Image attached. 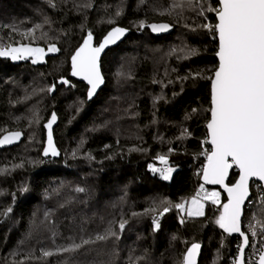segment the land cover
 <instances>
[{
	"label": "trees",
	"instance_id": "obj_1",
	"mask_svg": "<svg viewBox=\"0 0 264 264\" xmlns=\"http://www.w3.org/2000/svg\"><path fill=\"white\" fill-rule=\"evenodd\" d=\"M148 1L52 0L53 7L49 0H0V47L28 43L44 49L42 58L0 57V137L8 131L25 135L20 144L0 148V264H183L193 243L203 247L199 264H210L216 254L217 264L236 260L240 237L216 223L227 194L202 178L204 152L211 148L205 143L206 123L218 40L201 25L216 23L215 12L207 9L218 7V0H193L191 7L183 0ZM201 8L204 15L197 14ZM159 22L170 23L173 31L153 33L149 25ZM36 25L35 38L22 35ZM116 26L130 33L103 56L106 83L89 101L88 86L71 76L70 58L89 31L99 43ZM50 45L59 51L48 52ZM152 49L158 50V60L147 53ZM134 52L123 77L129 97L114 112L118 73L124 57ZM26 91L34 96L31 102L41 100L35 119L38 143L17 159L31 130L22 116L29 111ZM52 112L58 116L59 158L42 155ZM131 120L136 129L128 133ZM158 155L174 167L168 180L149 168L162 164ZM238 175L234 169L228 183ZM201 185L219 189L221 202L208 203L203 216H186L175 205L196 195ZM84 206L94 211L90 220L79 214ZM165 207L170 210L163 212ZM249 221L264 227V192L258 182L252 183L245 206V233ZM120 222H125L123 231ZM109 226L116 235L96 240ZM82 239L93 242L70 253L59 251ZM45 251L53 255L44 256Z\"/></svg>",
	"mask_w": 264,
	"mask_h": 264
},
{
	"label": "snow or ice",
	"instance_id": "obj_2",
	"mask_svg": "<svg viewBox=\"0 0 264 264\" xmlns=\"http://www.w3.org/2000/svg\"><path fill=\"white\" fill-rule=\"evenodd\" d=\"M49 3L55 7L52 0ZM189 7L193 0H183ZM182 6V5H181ZM205 9L201 8L198 15H204ZM214 11L216 23H206L201 27L206 28L218 40V66L213 70L211 80L210 119L206 123L209 137L205 143H210L211 148L204 152L206 163L202 167L203 180L205 183L220 185L228 194V202L222 205V211L216 223L226 233H239L243 237V245L239 248V264L244 262V246L249 245V236L241 231L240 217L242 205L249 195V180L252 177L264 181V0H218V7L208 8ZM143 26V22H141ZM153 31H164L169 28L167 24L159 26L149 25ZM35 28L27 30L22 35L35 38ZM15 30V29H13ZM125 29L113 28L104 37L98 46H93V34L87 33L83 44L71 57L72 75L79 76L87 81L90 88L88 98L90 99L97 88L103 84L100 72L99 58L106 46L115 43L124 35ZM48 52L59 51L55 45L48 47ZM43 48H32L28 45L19 47H0V57L10 56L13 60L26 59L36 55L42 58ZM33 63L37 60L33 59ZM62 83L67 84V80ZM53 86L49 91L54 90ZM57 119L56 114L51 115V120L46 125L49 129L48 147L44 155L49 152L56 156L59 153L52 145L51 128ZM20 132L11 133L0 139V144L12 143L20 137ZM135 150V149H134ZM172 149H169L171 152ZM162 164L168 165L166 156L156 157ZM239 170V179L231 186L225 181L232 168ZM153 172H158L164 180L170 179L171 167L156 168L149 165ZM203 190V185H201ZM79 191H84L79 189ZM212 204L219 203L220 193L207 194ZM199 193L192 198L195 211L189 209V216H203L204 205L199 202ZM175 207L184 210V203L176 204ZM170 209L165 207L163 212ZM11 211V209H9ZM146 212L148 210H145ZM163 213H161L162 215ZM136 215V213H133ZM158 228L159 224L155 222ZM125 222L119 223V229L123 231ZM264 232V227L261 228ZM109 226L105 235H97L96 240H105L108 236H115ZM251 235L256 236L255 227L251 229ZM91 240H83L81 243H72L61 248V252H73L84 245L92 243ZM200 248L199 244H193L185 256V264H195V256ZM44 256L53 255L52 252H43ZM236 264V261L233 262ZM258 264H264V250L260 251Z\"/></svg>",
	"mask_w": 264,
	"mask_h": 264
},
{
	"label": "rangeland",
	"instance_id": "obj_3",
	"mask_svg": "<svg viewBox=\"0 0 264 264\" xmlns=\"http://www.w3.org/2000/svg\"><path fill=\"white\" fill-rule=\"evenodd\" d=\"M150 1V2H149ZM148 2H149V4L151 5L154 1H159V0H149ZM146 3V2H145ZM158 3H160V2H158ZM157 6H159V4H156ZM122 8H118L117 10H119V11H116V12H118V13H120L122 10H121ZM107 22H111L110 20H107ZM135 51H137V49H135ZM158 50H155V53L153 52V49L152 50H148L147 51V53H149V55H152V52L154 53V56L155 57H158V58H156L155 60H158L159 59V57H160V54L158 55V52H157ZM159 52H165V51H159ZM146 53V52H145ZM157 53V55H155ZM137 54H136V52H134L133 53V55H130V56H125L124 57V59H123V69H120L119 70V75H120V77H122V78H120V79H117V81H118V84H117V86H116V94L117 95H115V100H116V103L117 104H114V107L112 108V109H114L115 111L114 112H118L121 108H122V101H124V100H126L127 99V97H129V95H128V89H127V86L125 85L126 84V82H125V78H123V77H125V74L124 73H126L125 71H128V67H130V63H132L133 62V56H136ZM163 55H166V54H162V56ZM153 56V55H152ZM156 62V61H155ZM157 63V62H156ZM127 74V73H126ZM14 81H16L17 82V84H15V85H17V86H19V87H22V86H20V81L21 80H18V79H16V78H14L13 79ZM28 87H31V86H27V88ZM26 88V87H25ZM28 90H30V88L28 89ZM34 96L33 95H31L30 94V91H26L25 92V100L26 99H28V100H26V102H28L27 104L29 105V111H27V113H23V115L22 116H24L25 117V120L26 119H29V124H30V135H29V142H28V144H27V146L24 148V150H22V152H21V150L19 151V158H17V159H21V157H20V155L21 156H23V155H26V154H28V152H29V149H30V145H36V143H38V141H37V137H36V127H37V121L35 120V119H38L39 118V115H40V113H41V111L42 110H40L41 109V106H40V102H41V100H40V98H38V99H36V100H34V102H33V100H32V102H31V100H29V99H34L33 98ZM26 102H25V104H26ZM121 104V105H120ZM27 105V106H28ZM39 106V107H38ZM75 106V104L73 105V107ZM113 112V111H112ZM126 119H130V118H126ZM110 121H112V120H108V123L110 122ZM135 124L133 123V121L131 120V121H129V122H127V124H126V129H128V133H132L133 132V130L134 129H136L135 128V126H134ZM71 140H74V138L72 137L71 138ZM70 140V141H71ZM21 152V153H20ZM18 155V154H17ZM27 157H30V155H28ZM31 158V157H30ZM161 163V162H160ZM164 164H160V165H157L156 166V168H163V167H166V165H164ZM168 167V166H167ZM172 169L174 168V167H171ZM171 175H172V172H171ZM171 175H170V178H171ZM212 192H218V193H220V198H219V203L221 202V191L219 190V189H216V188H212V189H210V188H208V187H206V186H203V190H201V186L198 188V192L197 193H199V197H198V199H199V202L201 203V204H203L204 205V212H205V209H206V206H207V204L208 203H211L212 204V202H211V199L210 198H208V196H207V194H209V193H212ZM197 196V194L196 195H194L193 197H196ZM193 197H191V198H188V199H185V200H183L182 202H180V203H184V205H185V207H184V210L182 211L181 210V212L182 213H184L186 216H189L188 215V210L189 209H191V210H193V211H195V206H193L192 205V203H191V201H192V198ZM219 203H217V204H215V205H218ZM77 204H74V210L75 209H77ZM88 208V206H84V208H82V209H80V210H78L79 211V214H80V216L82 217V219L84 220V221H86V217H88V219L90 220L91 219V217H90V214H93L94 213V211H93V209L90 211V212H87V211H85V209H87ZM71 212H75V211H72L71 209H67V211H66V213H71ZM82 214V215H81ZM251 220V219H250ZM256 221H259L257 218L255 219ZM92 224V222H90V225ZM254 224H256V222H253V223H251L250 221L247 223V226H248V229H252V227H255L257 230H258V232L261 230V226L259 225V224H256L257 225V227H256V225H254ZM33 229H35V226L33 227ZM260 233H262L261 231H260ZM34 236H36V233H34V230L33 231H31V238L32 237H34ZM50 245L52 246L53 245V242L52 243H50ZM255 246V245H254ZM55 249V248H54ZM54 249H52V250H54ZM253 250H254V248H252ZM220 260V256H219V254H216L215 256H214V258L211 260V262H210V264H217L218 263V261ZM38 264V263H37ZM127 264H137V263H134V262H128Z\"/></svg>",
	"mask_w": 264,
	"mask_h": 264
},
{
	"label": "water",
	"instance_id": "obj_4",
	"mask_svg": "<svg viewBox=\"0 0 264 264\" xmlns=\"http://www.w3.org/2000/svg\"><path fill=\"white\" fill-rule=\"evenodd\" d=\"M161 24H167V25H169V28H168L167 30H164V31H153V33H155V34H157V35L169 34V33L172 32L173 29H174L173 25H171V24L168 23V22H159V23H156L155 25L159 26V25H161ZM116 27L123 28V29H125L126 31H125L124 35L121 36V37H120L115 43L106 46L105 49L103 50V52H101V54H100V58H99V66H100V72H101V75H102V77H103V81H104V82H103V84H101V85L97 88V90H96V92L94 93V95H93L90 99L88 98L89 101L92 100V99H94V98L97 96V94L99 93V91L104 87V85H105V83H106V79H105L104 74H103V72H102V65H101V60H102L103 56L106 54V52H107L109 49H111V48L117 46L119 43H121V42L126 38V36L130 33V29H128V28L121 27V26H116ZM116 27H114V28H116ZM112 29H113V28H112ZM112 29H111V30H112ZM111 30H109V31H111ZM109 31H108V32H109ZM108 32H107V34H108ZM107 34H106V35H107ZM106 35H105V36H106ZM105 36H103V38L101 39L100 42L103 41V39H104ZM86 37H87V36H86ZM86 37H85L84 39H86ZM83 42H84V40H83L82 43L79 45V47L83 44ZM100 42H99V43H100ZM92 43H93V46H98V45H99V43H96V39H95L94 36H93V41H92ZM20 45H22V44L16 45V46H14V47H19ZM23 45H28L29 47L37 48L36 46H34V45H32V44H28V43L23 44ZM79 47H78V48H79ZM40 48H42V47H40ZM78 48H77V49H78ZM77 49H76V50H77ZM76 50H75V52H76ZM75 52L72 54V56L75 54ZM72 56H71V57H72ZM3 57H10V56H3ZM30 58H37V56H36V55H32V56H29V57L26 58V59H30ZM217 59H218V57H217ZM70 63H71V58H70ZM71 76H72V78H74V79H76V80H78V81H82V82H84V83L88 86V90H89L90 85H88L87 81L83 80V79H82L81 77H79V76H73V75H72V63H71ZM88 90H87V93H88ZM87 97H88V95H87ZM53 113L56 114V112H52V114H53ZM52 114H51V115H52ZM51 115H50L49 119L47 120V122L45 123L46 139H45V145H44V149H43L42 155H43L44 157H54V158H59L60 155H61V151H60L59 147L57 146V143H56V140H55V136H54V128H55L56 125L58 124V116H57V114H56V117H57L56 121L52 123L51 135H52V145L55 147V149L57 150V152H58L59 154L56 155V156H53V155H51V152H49V154H48L47 156L44 155V150H45V148L48 147V133H49V129L46 127V125H47V124L49 123V121L51 120ZM207 131H208V130H207ZM15 132H20V133H21L20 137H19L18 139L13 140L12 143L0 144V148L12 147V146L18 145V144H20V143L22 142V140H23L24 137H25V135H24V133H23L22 131H8V132L4 133V134L0 137V139H3L5 136H8L9 134H11V133H15ZM208 139H209V137H208ZM209 145H210V143H209ZM210 147H211V145H210ZM234 169H236V168L234 167V168H232V169L229 170V176H228L227 180L225 181V183L229 184L228 181H229V179H230V175H231V173H232V171H233ZM237 170H238V169H237ZM238 171H239V170H238ZM202 178H203V173H202ZM238 179H239V175H238L236 181H237ZM236 181H235V182H236ZM204 182H205V181H204ZM235 182H234V183H235ZM253 182H258L259 184H261L262 187H263V191H264V181H260V180H259L258 178H256V177H252V178H250V180H249V186H248L249 195L245 198L244 204L242 205V211H241V217H240V227H241V231H242V232H244L243 229H242V219H243V216H244L245 206H246L248 200H249L250 197H251V185H252ZM205 185H207V186H215V187H218V188L222 189L223 191H225L224 188H223L222 186H220V185H214V184H208V183H205ZM229 185H230V184H229ZM230 186H231V185H230ZM225 192H226V191H225ZM226 194H227V192H226ZM227 197H228V194H227ZM227 202H228V200H227ZM244 233H245V232H244ZM245 234H246V233H245ZM231 235H235V236L240 237V239H241V244H240V246L243 245V237H241L239 233H231ZM193 244H194V243H193ZM193 244H191V245L189 246V248L187 249V251H186V253H185V255H184V262H183V264H185V256L187 255L188 250L191 248V246H192ZM195 244H199V245H200V248L198 249V251H197V253H196V256H195V264H199L200 257H201V254H202V248H203V247H202V244H200V243H195ZM249 244H250V240H249ZM248 247H249V245H248V246H244V262H245V264H246V256H245V255H246V250H247ZM239 248H240V247H239ZM238 258H239V250H238V255H237V257H236V260H235V261H236V264H239V260H238ZM258 259H259V258H258ZM257 264H258V260H257Z\"/></svg>",
	"mask_w": 264,
	"mask_h": 264
},
{
	"label": "built area",
	"instance_id": "obj_5",
	"mask_svg": "<svg viewBox=\"0 0 264 264\" xmlns=\"http://www.w3.org/2000/svg\"><path fill=\"white\" fill-rule=\"evenodd\" d=\"M256 231H257L256 236L251 235V229H247V233H246L249 236V240H250L249 247L246 250V255L249 254L246 261L248 264H257L260 251L264 250V236L263 238H259V232L257 229ZM252 248H254V250Z\"/></svg>",
	"mask_w": 264,
	"mask_h": 264
}]
</instances>
